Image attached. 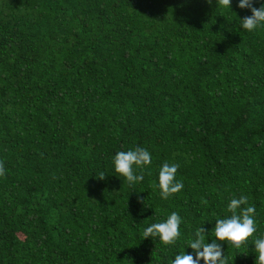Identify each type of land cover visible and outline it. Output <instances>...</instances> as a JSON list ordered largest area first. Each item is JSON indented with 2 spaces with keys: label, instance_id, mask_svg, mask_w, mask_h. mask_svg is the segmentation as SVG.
Here are the masks:
<instances>
[{
  "label": "trees",
  "instance_id": "1",
  "mask_svg": "<svg viewBox=\"0 0 264 264\" xmlns=\"http://www.w3.org/2000/svg\"><path fill=\"white\" fill-rule=\"evenodd\" d=\"M238 2L0 0V264H169L241 195L264 234V27ZM136 147L152 162L129 185L112 158ZM172 212L175 244L144 239Z\"/></svg>",
  "mask_w": 264,
  "mask_h": 264
},
{
  "label": "clouds",
  "instance_id": "2",
  "mask_svg": "<svg viewBox=\"0 0 264 264\" xmlns=\"http://www.w3.org/2000/svg\"><path fill=\"white\" fill-rule=\"evenodd\" d=\"M211 3L212 0H206ZM232 0H215L216 7L230 9ZM254 0H239V9H248L250 16L240 19L242 29L252 32L258 27H264V5L259 8L253 6ZM152 156L150 152L142 147H136L127 151H119L112 158L114 172L117 176L123 177L129 185L143 181V169L150 165ZM178 165L165 163L158 172L157 182L153 187L159 189L162 199L179 193L184 184L176 180ZM136 169H140L137 174ZM5 175L3 162H0V176ZM105 175L100 174V180ZM227 212L231 215L226 218L215 220V227L212 229V241L206 242V229L198 227L193 237L188 241V247L192 253H179L174 259H169V264H228L224 255L223 245L240 249L244 247L250 239L253 242L252 251L255 254L254 264H264V234L253 239L257 231L255 220V206L248 204V197L241 195L239 198H232L227 205ZM181 216L177 212H172L165 221L153 223L143 231L144 239L157 237L164 245H173L180 236Z\"/></svg>",
  "mask_w": 264,
  "mask_h": 264
}]
</instances>
